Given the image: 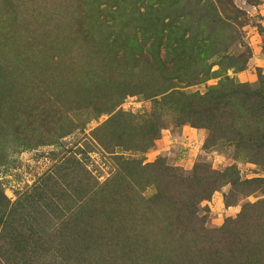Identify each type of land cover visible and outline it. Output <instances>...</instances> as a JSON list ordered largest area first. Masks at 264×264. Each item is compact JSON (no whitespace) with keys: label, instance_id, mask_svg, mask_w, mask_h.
Returning <instances> with one entry per match:
<instances>
[{"label":"rangeland","instance_id":"rangeland-1","mask_svg":"<svg viewBox=\"0 0 264 264\" xmlns=\"http://www.w3.org/2000/svg\"><path fill=\"white\" fill-rule=\"evenodd\" d=\"M0 264H264V0H0Z\"/></svg>","mask_w":264,"mask_h":264}]
</instances>
